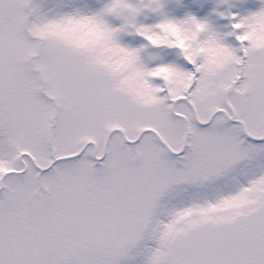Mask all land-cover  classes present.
<instances>
[{
  "label": "snow or ice",
  "instance_id": "6c2138e0",
  "mask_svg": "<svg viewBox=\"0 0 264 264\" xmlns=\"http://www.w3.org/2000/svg\"><path fill=\"white\" fill-rule=\"evenodd\" d=\"M0 264H264V0H0Z\"/></svg>",
  "mask_w": 264,
  "mask_h": 264
}]
</instances>
